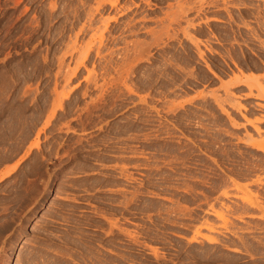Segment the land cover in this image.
I'll return each mask as SVG.
<instances>
[{
  "label": "rangeland",
  "instance_id": "1",
  "mask_svg": "<svg viewBox=\"0 0 264 264\" xmlns=\"http://www.w3.org/2000/svg\"><path fill=\"white\" fill-rule=\"evenodd\" d=\"M241 1L0 0V264H264V170L234 174L264 160V94L222 84L264 67L220 70L264 28Z\"/></svg>",
  "mask_w": 264,
  "mask_h": 264
},
{
  "label": "bare ground",
  "instance_id": "2",
  "mask_svg": "<svg viewBox=\"0 0 264 264\" xmlns=\"http://www.w3.org/2000/svg\"><path fill=\"white\" fill-rule=\"evenodd\" d=\"M230 8V7H229ZM218 9V8H217ZM221 9H223V8H221ZM190 10V8L188 9H183V8H180L178 11H177V15L175 16V18H173V21H176V20H178V18L179 17H181V15H184V14H186V12H188ZM231 16V15H230ZM239 18V17H238ZM218 20V19H217ZM248 21V20H247ZM264 23V22H263ZM246 25V24H245ZM184 33H185V35H186V37L188 38V40L190 41V42H192L194 45H198V43L201 41H199L197 38H195V36H192V35H189L188 33H186V31L184 30L183 31ZM227 49V48H226ZM243 51V50H242ZM240 52H241V50H240ZM243 53V52H242ZM198 54H199V57L200 58H203L202 56H203V53L202 52H198ZM244 54V53H243ZM245 54H246V52H245ZM230 55V54H229ZM227 57V56H226ZM231 57V56H230ZM251 59V58H250ZM249 60V59H248ZM246 63V62H245ZM240 64V63H239ZM250 64V63H249ZM256 64V63H255ZM244 65V64H243ZM247 65H248V63H247ZM252 65V64H251ZM251 65L249 66V68L251 67ZM259 65V64H258ZM239 66V65H238ZM240 66H242L241 64H240ZM205 67H206V69L214 76V77H217V79L219 78L218 76H216V74L214 73V71L212 70V68L210 67V64H207V63H205ZM244 67L247 69V67L244 65ZM255 69H254V68ZM253 67H251V68H253L252 70H254V72L256 71H259V70H262V69H260V68H263V67H260V68H256L254 65H253ZM243 68V67H242ZM250 68V69H251ZM250 69H247V71L248 70H250ZM257 69V70H256ZM259 69V70H258ZM242 70H245V69H242ZM263 70H264V68H263ZM246 71V70H245ZM235 72V71H234ZM236 72H238V71H236ZM240 72H241V70H240ZM189 73H191V72H189ZM245 73V72H244ZM239 74V73H238ZM241 74H242V72H241ZM189 75V74H188ZM256 75V74H255ZM255 75H253V73L252 74H247V76H241V75H235L234 77H232L231 79H229L228 81H226L225 83H222L223 84V86H237V85H239V84H244V85H246V86H248V88L251 90L253 87H255V88H257V89H259L260 91H262V93L264 94V83H263V81L261 80L262 78H260V77H257V76H255ZM264 79V78H263ZM173 81V80H172ZM251 94V93H250ZM216 95V94H215ZM230 96V95H229ZM232 96H234V95H232ZM232 96H230L229 97V99H231V97ZM238 96V95H237ZM210 97H211V95H210ZM235 97V96H234ZM227 100V99H226ZM233 100V99H232ZM215 101H216V103L222 108V107H224V106H222L223 105V102H222V104H221V100L219 101V97H215ZM235 102H236V106H237V108L239 109V111L241 110V109H246V107H243V106H241L239 103H238V105H237V101H235V99H234V106H235ZM233 104V103H232ZM223 110V109H222ZM227 111V110H226ZM241 112V111H240ZM245 115V114H244ZM262 117V116H261ZM244 118H246V116H244ZM255 126V125H254ZM262 128V127H261ZM255 130H256V132L257 133H260L261 132V129H260V127H256L255 126ZM249 135V134H248ZM252 139V138H251ZM252 148L251 149H253V150H255V151H261V152H263L264 153V146H262V145H259V144H255V143H251V144H249ZM249 154V153H248ZM258 154V153H257ZM7 156H9V155H7ZM11 156H12V154H11ZM26 156V155H25ZM9 158V157H8ZM231 158V157H230ZM255 158V157H254ZM264 157H262V159H263ZM251 159H252V157H251ZM257 159V158H256ZM233 161V160H232ZM248 161V160H247ZM250 162V161H249ZM231 163V162H230ZM243 164H244V162H243ZM249 164V163H248ZM231 165V164H230ZM243 166H245V165H243ZM247 166V165H246ZM245 166V167H246ZM234 170V169H233ZM264 170V160H258V161H256L255 163H253V164H251L250 166H248V167H246V168H244L243 167V169H241V170H239V169H235L234 170V174H235V176H236V178H239V179H243V180H245V179H249L252 175H254V174H256L257 172H259V171H263ZM11 172V169L10 170H8V171H6L2 176H1V179H3L4 177L6 178V176L7 175H9V173ZM231 172V171H230ZM233 172V171H232ZM233 174V175H234ZM228 178V182L229 183H231V185H233L234 187H241L239 184H237V182L235 181L236 179H233V178H231V177H227ZM0 179V180H1ZM227 180V179H226ZM251 180V179H250ZM2 181V180H1ZM0 181V182H1ZM223 182H226V181H223ZM240 182V181H239ZM243 183V182H242ZM262 183H263V180H262V178L260 177V176H257L255 179H253L252 181H251V184H253V185H256V186H259L260 187V185H262ZM226 184V183H225ZM228 184V183H227ZM224 185V184H223ZM229 187V186H228ZM232 187V186H231ZM246 187H248V185H246ZM264 188V187H263ZM259 189V188H258ZM259 194H260V192H259ZM263 194V193H262ZM223 195L225 196V197H227V193L226 192H224L223 193ZM260 199V198H259ZM248 204V203H247ZM255 204V203H254ZM257 204V203H256ZM224 205V204H223ZM244 206H245V204H244ZM243 206V207H244ZM247 206V205H246ZM251 206L253 207V204H251ZM246 208V207H245ZM233 209V208H232ZM238 209V208H237ZM250 209V208H249ZM243 210V209H242ZM231 211V210H230ZM246 211V210H245ZM214 212V211H213ZM233 212V211H232ZM206 226L208 227V228H210L211 229V227L212 226H210V225H208V224H206ZM242 230H244V229H242ZM251 231V230H250ZM235 233V232H234ZM53 234V233H52ZM67 234H69V233H67ZM67 234H64V236L66 235L67 236ZM236 234V233H235ZM242 234V233H241ZM50 235V234H49ZM49 235H47L46 237H50V239H51V236H49ZM63 235V234H62ZM237 235V234H236ZM45 236V235H44ZM53 236H56V235H53ZM52 236V237H53ZM58 236V235H57ZM56 236V237H57ZM239 235H237V236H235V237H238ZM244 236V235H243ZM56 237H54V238H56ZM240 237H241V235H240ZM240 237H238L239 238V240L240 241H242L241 239H240ZM54 238H52L53 240H54ZM59 238V237H58ZM63 238V237H62ZM61 237H60V239H62ZM67 238V237H66ZM235 239V238H234ZM237 239V238H236ZM247 239V238H246ZM44 240H46V239H44ZM56 240H57V238H56ZM55 240V241H56ZM59 240V239H58ZM63 240H65V237H64V239ZM63 240H61L62 242H63ZM68 240H70V239H68ZM68 240H67V242H68ZM206 240L209 242V243H212L211 245H213V244H217L218 242H219V240L221 241V239H219V238H206ZM71 241V240H70ZM222 241H223V239H222ZM226 241V240H225ZM37 242V241H36ZM35 242V243H36ZM65 242V241H64ZM72 242V241H71ZM230 242V241H229ZM243 242V241H242ZM249 242V241H248ZM38 243V242H37ZM51 243V242H50ZM73 243V242H72ZM71 243V244H72ZM220 244H221V242H219ZM231 243V242H230ZM230 243H229V245H230ZM234 242H232V244H233ZM244 243V242H243ZM243 243H242V245H243ZM252 243V242H251ZM7 244V243H6ZM44 244V243H43ZM62 245L61 246H63L64 244L63 243H61ZM65 244H66V242H65ZM9 245V244H8ZM7 245V246H8ZM38 245H40V244H38ZM50 245V244H49ZM48 245V246H49ZM53 245V244H52ZM51 245V246H52ZM56 245V244H55ZM58 245V244H57ZM73 245H74V243H73ZM73 245H71V246H73ZM76 245V244H75ZM237 245V244H236ZM241 245V244H240ZM253 245V244H252ZM256 245V244H255ZM10 246H11V244H10ZM47 246V245H46ZM54 246V245H53ZM65 246V245H64ZM70 246V245H69ZM77 246V245H76ZM215 246V245H214ZM222 246V245H221ZM233 246V245H232ZM259 246V245H258ZM9 247V246H8ZM50 247V246H49ZM56 246H54V247H52L53 249L55 248ZM78 247V246H77ZM216 247V246H215ZM227 247V246H226ZM236 247V246H235ZM238 247V246H237ZM250 247H251V245H250ZM12 247H9V249H11ZM35 248V247H34ZM44 248H45V246H44ZM57 248H58V246H57ZM57 248H55L56 249V251L58 250ZM59 248H61V247H59ZM67 248V246L65 247V249ZM69 248V247H68ZM73 248H75V247H73ZM72 248V249H73ZM213 248V247H212ZM232 248V247H231ZM230 247L228 248V250L229 249H231ZM244 247H242V249H243ZM7 249V248H6ZM32 249V248H31ZM38 249H40V248H38ZM41 249H43V248H41ZM41 249H40V252L39 251H35V250H32V251H29L28 250V252H27V255H26V257L24 256V259H22V261L20 260L19 262H17L16 261V263L17 264H68L69 263V261H68V263H66L65 261H63V260H60V257H62V256H60L61 254H59L60 253V251H59V256L60 257H57V255L55 256H53V255H51V254H53V253H49L50 255H47V253L45 252L44 254H43V250L41 251ZM47 248H45V251H48V250H46ZM49 249V248H48ZM52 249V250H53ZM54 249V250H55ZM154 249V248H153ZM152 249V250H153ZM211 249V248H210ZM236 249V248H235ZM50 250V249H49ZM51 250V251H52ZM60 250V249H59ZM63 250V249H62ZM61 250V252H63ZM157 250V249H156ZM233 250V249H232ZM231 250V251H232ZM10 251V250H9ZM56 251L54 252V254L56 253ZM234 251H237V250H234ZM243 251V250H242ZM241 251V252H242ZM42 252V253H41ZM50 252V251H49ZM154 252H155V249H154ZM157 253V252H156ZM63 254V253H62ZM67 254V253H66ZM70 254V253H69ZM69 254H67V255H69ZM66 255V256H67ZM216 255V254H215ZM214 255V256H215ZM254 255V254H253ZM9 256H10V253H8V251L7 250H5L4 248H1L0 249V262L1 261H4L5 263H8V259H9ZM23 256V255H22ZM21 256V257H22ZM217 256V255H216ZM21 257L19 256V259H21ZM23 258V257H22ZM62 259V258H61ZM65 260H67V259H65ZM71 264V263H70Z\"/></svg>",
  "mask_w": 264,
  "mask_h": 264
},
{
  "label": "flooded vegetation",
  "instance_id": "3",
  "mask_svg": "<svg viewBox=\"0 0 264 264\" xmlns=\"http://www.w3.org/2000/svg\"><path fill=\"white\" fill-rule=\"evenodd\" d=\"M241 4L243 5L239 6L240 10L236 11V13L233 16L241 17V18L264 19V10L260 11V9H263L261 3H258L255 0H246V3H244V1L243 2L241 1ZM249 22H252L253 24L257 23L254 20H249ZM252 28L255 34L247 30L238 31L237 29H234V31H238V32L235 36H232V39L236 41L234 42L236 46L233 47V49L237 51L243 50L244 54L241 52L242 53L241 56L240 57L237 56L235 58V61L230 62V64H227L221 57L220 58V65H221L220 70L223 74H227L228 72L240 71V70L242 71V69L246 70L244 65L247 67V69H250L251 67H253V65L255 67L257 66L256 68H260L264 66V32H263L264 28H262L263 30H259V29L257 30L256 26H253ZM239 63L242 66H240ZM250 65L251 67L249 68Z\"/></svg>",
  "mask_w": 264,
  "mask_h": 264
}]
</instances>
